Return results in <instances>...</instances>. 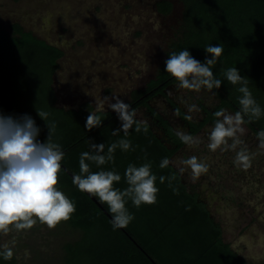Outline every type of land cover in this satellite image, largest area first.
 Listing matches in <instances>:
<instances>
[{
    "label": "trees",
    "instance_id": "16d2710c",
    "mask_svg": "<svg viewBox=\"0 0 264 264\" xmlns=\"http://www.w3.org/2000/svg\"><path fill=\"white\" fill-rule=\"evenodd\" d=\"M182 5L179 31L168 46L165 59L161 62L155 77L145 89L136 90L131 109L143 106L150 110L147 92L162 91L170 84L178 83L165 71V61L173 52L188 48L192 55L204 61L209 44H223L224 51L212 66L214 75L223 80L219 89H212L216 112L227 109L235 113L241 110L240 85L229 82L224 73L237 67L248 82L253 97L264 108V0H178ZM157 11L168 15L172 3L168 0L156 4ZM62 51L35 37L32 32L13 24L8 29L0 27V111L7 114H31L41 127L39 139L45 141L52 129L51 140L63 146L65 157L58 186L74 201L76 210L69 219L61 220L81 232V237L63 246L65 264H246L229 248L222 238L219 224L195 194H190L181 177L168 163L160 167L161 161H168L175 148L165 143L151 130L148 124L135 116L132 127L121 128L122 121L116 111L96 112L101 119L100 126L85 127L92 106L84 103L78 109H64L55 106L52 86L53 74L58 68ZM27 64L32 77L34 94L29 97L15 91L17 64ZM21 74V72H18ZM42 84V85H41ZM38 112H46L45 120ZM208 112V111H207ZM209 113V112H208ZM215 120V116L211 117ZM194 132L196 123L190 122ZM243 123L264 143V113L259 118L244 114ZM120 129L114 134V130ZM138 129V130H137ZM171 136V134H170ZM128 139L132 148L122 150L119 146L113 159L104 165L91 164V170L99 167L118 171L122 179L117 186L128 185L123 179L130 163L136 165L150 162L157 175L159 192L153 204L135 207L131 201L128 208L135 218L127 227L114 229L108 205L101 203L103 210L72 182L79 172V158L84 151L92 152V144L104 143L108 147L120 139ZM183 142L176 143L177 148ZM64 167V168H63ZM163 176V182L159 177ZM0 249V264H17L12 253L5 259ZM154 261V263L151 261Z\"/></svg>",
    "mask_w": 264,
    "mask_h": 264
},
{
    "label": "rangeland",
    "instance_id": "374dc122",
    "mask_svg": "<svg viewBox=\"0 0 264 264\" xmlns=\"http://www.w3.org/2000/svg\"><path fill=\"white\" fill-rule=\"evenodd\" d=\"M159 1L0 0V27L18 24L62 51L52 78L56 107L78 109L89 103L93 113L113 112V103H129L133 92L155 77L179 31L181 3L168 0L172 11L162 15L156 7ZM17 65L14 89L29 97L37 85L27 64ZM179 95L189 103L215 104L206 88H181ZM208 144L209 135H200L188 150L191 156L207 157L208 179L217 188V194L201 198L221 225L223 241L248 264L262 262L264 143L242 123L228 146L211 150ZM80 237L81 232L64 221L50 227L37 219L31 227L0 230V249L11 248L17 264H65L63 246Z\"/></svg>",
    "mask_w": 264,
    "mask_h": 264
},
{
    "label": "clouds",
    "instance_id": "9594fccd",
    "mask_svg": "<svg viewBox=\"0 0 264 264\" xmlns=\"http://www.w3.org/2000/svg\"><path fill=\"white\" fill-rule=\"evenodd\" d=\"M204 49L210 55H206L203 62L196 59L188 48L168 55L165 71L178 80L180 87L212 90L219 89L223 84V80L214 75L212 68L223 54V44H209ZM224 75L233 85H240L241 110L233 114L222 108L214 113L217 119L208 134V147L211 150L228 146L229 138L236 137L244 114L259 118L264 113V108L253 97L247 80L237 67L228 68ZM111 107L119 114L121 128L127 136V129L132 127L136 110L131 109L123 100H117ZM38 114L44 120L48 115L46 112ZM101 123L100 117L90 112L85 127L91 129ZM47 126L49 135L45 141H41V127L31 114L14 115L0 111V230L8 231L9 225L18 229L31 227L37 219L50 227L55 226L61 220L69 219L76 210L72 198L58 186L65 152L61 144L51 140L52 129ZM119 130H114V134ZM260 134L264 135V131ZM178 135L186 143L194 142L190 134L179 132ZM118 146L122 150H129L132 143L122 138L111 144L107 153L104 151V143L92 144L94 151L80 154V170L73 174L72 180L80 191L87 192L108 205L114 229L127 227L134 220L135 215L127 206L129 200L139 208L142 204L155 203L159 192L158 177L150 162L140 165L130 163L127 166L123 179L128 186L124 189L117 186L122 179L118 171L103 167H99L97 171L91 170L90 161L97 166L104 165L113 159ZM239 159L245 157L240 156ZM168 163V159L164 158L160 167H165ZM186 163L194 172L206 167L196 156L190 157ZM159 180L163 182L164 177L160 176ZM2 254L5 259L10 258L12 249L6 248Z\"/></svg>",
    "mask_w": 264,
    "mask_h": 264
},
{
    "label": "flooded vegetation",
    "instance_id": "af4514ba",
    "mask_svg": "<svg viewBox=\"0 0 264 264\" xmlns=\"http://www.w3.org/2000/svg\"><path fill=\"white\" fill-rule=\"evenodd\" d=\"M181 88L178 82L168 85L162 91H157L156 89L149 90L146 94L150 97L147 103L150 105L151 111L143 106H139L135 109V117L140 122L148 124L157 137L165 141L170 148H175L174 153L169 159V164L179 174L182 182L187 186L189 193L197 196L198 200L202 202L209 212L210 217L214 219L207 207L206 201L201 198L202 194H217V188H214L210 184V179H208V171L211 172V167L207 164V157L201 153L196 155L206 166L199 172H194L186 161L192 157L188 154V150L193 148V143L196 142V139L200 137V135H208L209 131L214 126L217 117H215V120L211 117L212 115L215 116V104L206 106L199 100H193L189 103V98H186L185 95H179V93H181ZM228 112L233 113L231 111ZM190 122L196 123L198 129L195 132ZM179 132L190 134L194 142H184L178 135ZM178 141L183 143L177 148L176 143ZM214 221L219 224L215 219ZM219 226L223 233L220 224ZM229 248L239 259L248 264L230 246ZM254 264H264V261Z\"/></svg>",
    "mask_w": 264,
    "mask_h": 264
},
{
    "label": "water",
    "instance_id": "95a60500",
    "mask_svg": "<svg viewBox=\"0 0 264 264\" xmlns=\"http://www.w3.org/2000/svg\"><path fill=\"white\" fill-rule=\"evenodd\" d=\"M64 168V167H63ZM65 171L73 178V176L71 175V173L69 172V171H67L66 169H65ZM97 205H98V207L99 208H101L102 210H103V208H102V206L99 204V202L95 199V197H93L91 194H89V193H87V192H85ZM104 212H105V214L111 219V216L105 211V210H103ZM151 261L154 263V261L151 259Z\"/></svg>",
    "mask_w": 264,
    "mask_h": 264
}]
</instances>
